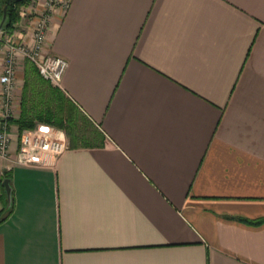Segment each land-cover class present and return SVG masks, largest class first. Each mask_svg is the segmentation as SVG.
<instances>
[{"label": "crops", "instance_id": "1", "mask_svg": "<svg viewBox=\"0 0 264 264\" xmlns=\"http://www.w3.org/2000/svg\"><path fill=\"white\" fill-rule=\"evenodd\" d=\"M46 49L100 137L23 164L9 123L0 264H264V0H70Z\"/></svg>", "mask_w": 264, "mask_h": 264}, {"label": "built area", "instance_id": "2", "mask_svg": "<svg viewBox=\"0 0 264 264\" xmlns=\"http://www.w3.org/2000/svg\"><path fill=\"white\" fill-rule=\"evenodd\" d=\"M69 1L31 0L35 14L30 42L4 35V28L0 26V46L5 53L4 71L0 75V156L3 158L10 157L12 135L8 119L13 117L14 79L20 56L38 65L41 75L51 83L58 86L61 83L67 60L48 52L46 40L55 9L65 10ZM69 148V139L62 130L38 125L20 133L17 160L23 164L48 165Z\"/></svg>", "mask_w": 264, "mask_h": 264}, {"label": "trees", "instance_id": "3", "mask_svg": "<svg viewBox=\"0 0 264 264\" xmlns=\"http://www.w3.org/2000/svg\"><path fill=\"white\" fill-rule=\"evenodd\" d=\"M28 0L20 2L8 0H0V26L8 32H15L18 21L21 19V7L27 3ZM8 5L6 14L4 12L5 6ZM30 61V60H29ZM29 61L26 64L25 75L36 76L45 84L44 88L37 89L34 87V82L27 76L25 91L23 93L22 100V112L19 118L14 119L10 117L8 122L15 121L20 131L25 129H32L38 122L49 123L56 125L57 127L64 129L71 143H77L79 140L91 142L92 138H98L99 135L95 128H92L90 121L85 117L80 108L70 99H68L62 90L58 86H54L47 79H45L36 67ZM41 75V76H40ZM79 115L86 121V125H89L90 129L86 126L85 132L82 125L79 122ZM70 143V147H71ZM3 178L0 177V182ZM12 209V208H11ZM11 209L4 214H0V222L4 220L10 213ZM245 221L251 224H260L264 222V217H260L254 220L245 219Z\"/></svg>", "mask_w": 264, "mask_h": 264}, {"label": "rangeland", "instance_id": "4", "mask_svg": "<svg viewBox=\"0 0 264 264\" xmlns=\"http://www.w3.org/2000/svg\"><path fill=\"white\" fill-rule=\"evenodd\" d=\"M34 3H31V0H28L27 1V3L25 4V5H23L22 7H21V19L18 21V23H17V26H16V30H15V32L17 31V30H19L20 29V27H25V28H27L30 24H31V22H32V19H33V17H34V14H35V12H34V5H33ZM0 22H1V19H0ZM33 26V25H32ZM4 28V27H3ZM15 32H12V33H10V32H8L6 29H4V35L5 34H7V35H9V36H12ZM29 60L28 59H26V58H23V59H21L18 63H17V65H16V74H15V79H14V88H13V90H14V92L13 93H15V92H17L18 90L19 91H22V96H23V93H24V91H25V85H26V79H27V73H26V78L25 79H23V83H22V85H20L19 84V80H18V72L19 71H22V72H24L25 73V71H26V64H27V62H28ZM29 63H30V61H29ZM35 67H36V69L39 71V68H38V65H36L35 63H33V62H31ZM3 71H4V69H3ZM3 73V72H2ZM39 73H40V71H39ZM41 74V73H40ZM41 76V75H40ZM29 77V76H28ZM29 79H30V82L31 81H33L34 82V87L35 88H37V89H40V88H44L45 86V84H43L42 83V81L40 80V78L38 79L36 76H33V75H30V77H29ZM49 81V80H48ZM51 83V82H50ZM51 84H53V83H51ZM53 85H55V84H53ZM55 86H58V85H55ZM13 105V104H12ZM13 114V113H12ZM79 122H80V124L82 125L81 127L83 128V130L85 131V132H88L87 134H88V136L90 135V132L89 131H87L86 129H90V127H89V125H86L87 123H86V121L79 115ZM38 125H40V126H42V127H46V126H49V127H51V128H56V129H60V130H62L64 133H65V135L68 137V135L66 134V132H65V130L64 129H61V128H59V127H57L56 125H53V124H49V123H43V122H38L36 125H35V127L34 128H36ZM46 125V126H45ZM86 126L88 127V128H86ZM33 129V128H32ZM26 130V129H25ZM20 129H19V134H20ZM20 138V137H19ZM13 140V137H12V139H11V141ZM19 146V145H18Z\"/></svg>", "mask_w": 264, "mask_h": 264}, {"label": "water", "instance_id": "5", "mask_svg": "<svg viewBox=\"0 0 264 264\" xmlns=\"http://www.w3.org/2000/svg\"><path fill=\"white\" fill-rule=\"evenodd\" d=\"M11 1L20 2V1H23V0H8V2H11ZM7 7H8V5H6L5 8H4L5 14H6ZM3 184H4L5 188H6V191H7L8 197H9V201H10V203H12L13 198H12L11 179L10 178H6L3 181Z\"/></svg>", "mask_w": 264, "mask_h": 264}]
</instances>
